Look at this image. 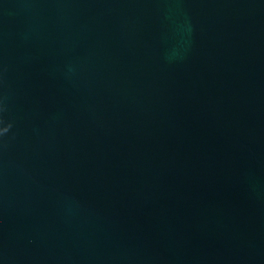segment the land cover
<instances>
[{
    "label": "water",
    "instance_id": "1",
    "mask_svg": "<svg viewBox=\"0 0 264 264\" xmlns=\"http://www.w3.org/2000/svg\"><path fill=\"white\" fill-rule=\"evenodd\" d=\"M0 264H264V0H0Z\"/></svg>",
    "mask_w": 264,
    "mask_h": 264
}]
</instances>
